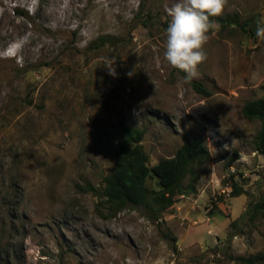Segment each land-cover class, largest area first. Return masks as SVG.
I'll use <instances>...</instances> for the list:
<instances>
[{"label": "rangeland", "instance_id": "rangeland-1", "mask_svg": "<svg viewBox=\"0 0 264 264\" xmlns=\"http://www.w3.org/2000/svg\"><path fill=\"white\" fill-rule=\"evenodd\" d=\"M171 2L0 0V264H240L264 254V213H248L264 204L261 124L242 114L264 96V41L247 32L264 21V0H228L220 17L240 25L210 18L219 27L190 81L164 56ZM102 36L114 45L95 49ZM124 128L144 131L150 167L185 138L209 149L197 194L158 221L106 210L103 180ZM232 182L246 194L232 197Z\"/></svg>", "mask_w": 264, "mask_h": 264}, {"label": "trees", "instance_id": "trees-1", "mask_svg": "<svg viewBox=\"0 0 264 264\" xmlns=\"http://www.w3.org/2000/svg\"><path fill=\"white\" fill-rule=\"evenodd\" d=\"M215 22L223 26L240 25L237 16L230 15L225 18L215 17ZM256 25L249 24L247 30L253 39H258L255 35ZM94 44L95 49L114 45V38L102 36ZM193 87L199 94L211 96L200 83L194 82ZM242 114L247 120L260 122L261 127L255 146L257 152L264 157V96L244 104ZM143 137L144 131L124 128L117 141L114 149L116 167L103 180L102 198L110 216H115L129 207L141 210L151 221H158L175 205L177 197L197 194L200 170L210 160V152L204 141L185 138L174 157L162 159L150 167L149 157L142 145ZM236 155L234 154V157ZM149 179L156 180L157 189H150L147 186ZM230 188L232 197L246 194L245 190L234 182L230 184ZM79 189L94 191L92 187ZM248 213L251 219H255L264 213V204H256ZM236 224L237 222H232L230 228H234ZM235 260L240 264H263L264 254L237 257Z\"/></svg>", "mask_w": 264, "mask_h": 264}, {"label": "clouds", "instance_id": "clouds-1", "mask_svg": "<svg viewBox=\"0 0 264 264\" xmlns=\"http://www.w3.org/2000/svg\"><path fill=\"white\" fill-rule=\"evenodd\" d=\"M228 0H172L165 11L171 18L166 29L164 56L171 67L185 74V80L197 77L198 66L207 55L204 50L210 31L219 25L210 18L224 14ZM256 37L264 41V21H258Z\"/></svg>", "mask_w": 264, "mask_h": 264}]
</instances>
